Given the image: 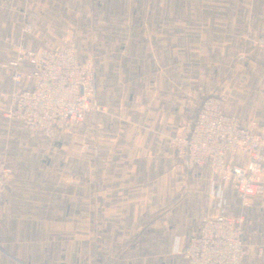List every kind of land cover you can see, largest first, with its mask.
Instances as JSON below:
<instances>
[{"label": "crops", "instance_id": "crops-1", "mask_svg": "<svg viewBox=\"0 0 264 264\" xmlns=\"http://www.w3.org/2000/svg\"><path fill=\"white\" fill-rule=\"evenodd\" d=\"M11 3L0 0V156L9 167L0 264H188L176 251L218 213L216 187L169 138L193 121L192 100L205 92L226 93L224 112L243 126L264 125V54L250 42L264 27V0H84L101 48L96 157L80 152L79 135L45 140L8 116L17 52L63 41L60 6L30 38ZM137 83L148 100L139 107ZM244 216L241 264H264V195Z\"/></svg>", "mask_w": 264, "mask_h": 264}, {"label": "built area", "instance_id": "built-area-1", "mask_svg": "<svg viewBox=\"0 0 264 264\" xmlns=\"http://www.w3.org/2000/svg\"><path fill=\"white\" fill-rule=\"evenodd\" d=\"M25 31H29L26 26ZM251 46L264 54V29ZM28 71L12 67L14 106L8 116L26 130L45 139L85 124L95 92L90 62H82L68 45L57 48L38 46L24 51ZM29 86L24 87V84ZM225 93L201 101L196 116L183 132L173 138L179 156L188 168L206 166L213 184L215 216H203L197 234L192 235L180 253L188 264H240L244 251L242 216L226 212V191L235 193L241 207L253 205L264 194V134L255 126L224 112ZM245 159L240 162V159ZM9 167L0 157V201Z\"/></svg>", "mask_w": 264, "mask_h": 264}, {"label": "rangeland", "instance_id": "rangeland-1", "mask_svg": "<svg viewBox=\"0 0 264 264\" xmlns=\"http://www.w3.org/2000/svg\"><path fill=\"white\" fill-rule=\"evenodd\" d=\"M58 2H52V0L44 1V0H12L11 6L13 9V12L15 14L21 13V17L23 19V28H22V34L24 36H29L30 38L33 37L35 33L34 27H36L38 30H42L43 27L48 23V21L51 20L52 16V10L54 7L60 6V17L59 23H60V37L62 43L60 46L68 45L71 46L75 52L77 53L79 59L82 62H90L91 64V70L94 77V87L95 92L93 94V97L91 98V109L88 111V113L85 116V124L82 127L74 128L71 131L68 132H62L60 135H79L80 136V143L79 148L81 153H89L92 154L94 157L98 154V142L101 139V130L99 129L100 124L102 123V119L104 117V110L102 109V106L99 104V100H97V92L98 87L100 86V54H101V48H100V41L97 40V34L91 35L89 34L92 30L91 28V22L90 19L85 16L84 12V0H76L75 4V12H72L71 14L68 13V5L66 0H59ZM98 5V4H97ZM74 15V16H73ZM26 26H28L29 31H25ZM34 26V27H33ZM264 27L261 29L260 33L263 31ZM95 32V31H94ZM259 33V34H260ZM258 34V35H259ZM258 35L251 38L250 42L257 37ZM20 37V36H19ZM41 45V44H40ZM37 45L36 47L40 46ZM59 46V47H60ZM35 47V48H36ZM25 50H21L17 52L16 55V61L18 58H22V61H24L23 58V52ZM215 68L209 67L205 68V78L206 80V89L207 86H209V83L207 81L210 80V77L212 78V74ZM144 85L141 86V84H133V102L139 107L141 103L147 102L148 100H143L140 98H137V92L140 91V88H143ZM213 94H217L214 92H205V95L203 97L196 98L192 100V106H196V113L197 110L201 104V101L204 100L206 97H209ZM226 94V93H225ZM227 95V94H226ZM228 100V99H227ZM227 102V101H226ZM225 102V104H226ZM224 104V106H225ZM196 116V114H195ZM195 118V117H194ZM239 119V118H238ZM194 120V119H193ZM192 122V121H191ZM186 123V122H185ZM189 123V121H187ZM186 123V124H187ZM184 125V128L187 127V125ZM255 126V130L262 131L264 134V125L257 122L252 121L251 125L248 128H251ZM184 128L178 132L172 134V136L169 138L170 144L177 150L175 143L173 142V138L179 134H181L184 130ZM30 133V132H29ZM32 134V133H31ZM35 135V134H34ZM37 136V135H35ZM39 137V136H37ZM55 138V139H56ZM45 139V138H43ZM45 140H53V139H45ZM178 152V150H177ZM264 153V149H263ZM179 155V153H178ZM1 157V156H0ZM7 163V162H6ZM264 176V175H263ZM263 180V178H262ZM264 183V182H263ZM234 194L231 192V190L227 191L226 194V212L229 214H239L242 216V222H241V228H242V242L244 245V251L246 252L244 240H243V232H244V211L245 207H241L237 201L236 198L234 199ZM264 195V194H263ZM262 198V197H261ZM2 200V199H1ZM160 245V244H158ZM97 248V247H96ZM159 249V248H158ZM245 255V253H244ZM243 255V257H244ZM160 254H158V258ZM163 257V256H162ZM243 260V258H242ZM241 260V262H242ZM240 262V264H241Z\"/></svg>", "mask_w": 264, "mask_h": 264}]
</instances>
